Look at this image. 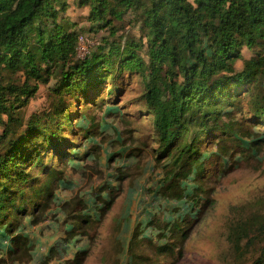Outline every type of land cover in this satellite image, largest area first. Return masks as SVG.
<instances>
[{
	"label": "trees",
	"instance_id": "obj_1",
	"mask_svg": "<svg viewBox=\"0 0 264 264\" xmlns=\"http://www.w3.org/2000/svg\"><path fill=\"white\" fill-rule=\"evenodd\" d=\"M79 4L88 8L90 31L103 36L100 46L78 62L80 34L76 24L62 16L63 0H0V232L47 209L53 186L43 182L44 177L60 181V165L81 159L76 135L85 130L75 131L72 120L81 119L77 117L85 109L99 107L105 97L119 96L120 86L105 95L108 78L125 83L127 75L137 74L143 80V101L160 147L156 155L170 161L168 177L177 181L195 172L205 183L222 172L215 157H244L264 143L263 136L247 149L239 138L254 125L264 133V0ZM128 15V25L138 30L130 39L118 34ZM244 47L253 52L248 60ZM240 60L244 68L238 72ZM52 79L50 90L61 106L53 114L24 121L20 109ZM217 141L221 154L203 158ZM179 187L172 183L166 195L179 198ZM193 203L197 206L198 200ZM93 223L90 218L85 221ZM187 230L161 247L157 262L150 264H167L165 259L181 256L177 250ZM252 237L245 239L252 242ZM136 258L149 264L148 257ZM254 264H264V247Z\"/></svg>",
	"mask_w": 264,
	"mask_h": 264
},
{
	"label": "rangeland",
	"instance_id": "obj_2",
	"mask_svg": "<svg viewBox=\"0 0 264 264\" xmlns=\"http://www.w3.org/2000/svg\"><path fill=\"white\" fill-rule=\"evenodd\" d=\"M80 1L63 0L62 13L80 34L78 62L100 46L103 36L90 31L88 8ZM130 18L118 33L127 39L138 35L127 23ZM242 54L245 60L253 56L246 47ZM243 61L236 64L238 72ZM126 77L125 83L106 81L105 95L120 86L118 97H105L99 107L85 109L77 117L81 119L72 120L75 131L85 130L76 135L81 159L60 165L56 172L60 181L44 177L43 182L53 186L44 212L39 209L0 232V264H144L136 256L148 257L150 264L157 262L161 247L171 245L187 229L177 250L181 256L165 259L167 264H254L264 247V143L244 157H215L222 172L205 183L195 172L180 181L168 177L173 167L156 155L160 147L143 101V80L137 74ZM53 84L54 79L41 85L20 109L24 121L53 114L61 106L50 90ZM263 136L257 125L248 134H239L247 149ZM217 143L203 158L221 154ZM172 183L180 185L179 198L166 195ZM89 218L92 225L85 224ZM248 235L252 242L245 239Z\"/></svg>",
	"mask_w": 264,
	"mask_h": 264
}]
</instances>
